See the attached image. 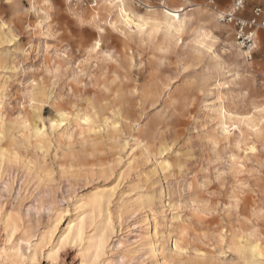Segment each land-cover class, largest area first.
Wrapping results in <instances>:
<instances>
[{
    "label": "rangeland",
    "instance_id": "374dc122",
    "mask_svg": "<svg viewBox=\"0 0 264 264\" xmlns=\"http://www.w3.org/2000/svg\"><path fill=\"white\" fill-rule=\"evenodd\" d=\"M107 2L0 0V264H264V29Z\"/></svg>",
    "mask_w": 264,
    "mask_h": 264
},
{
    "label": "built area",
    "instance_id": "2783aa9c",
    "mask_svg": "<svg viewBox=\"0 0 264 264\" xmlns=\"http://www.w3.org/2000/svg\"><path fill=\"white\" fill-rule=\"evenodd\" d=\"M75 5L94 7L98 0H70ZM245 0H233L226 9L214 7L216 19L219 23L232 27L236 45L241 50L244 59L250 62L257 50V35L264 29V8L254 6L249 17H244L240 11L244 9Z\"/></svg>",
    "mask_w": 264,
    "mask_h": 264
},
{
    "label": "bare ground",
    "instance_id": "6f19581e",
    "mask_svg": "<svg viewBox=\"0 0 264 264\" xmlns=\"http://www.w3.org/2000/svg\"><path fill=\"white\" fill-rule=\"evenodd\" d=\"M109 1L112 2L116 6L120 21L124 25H127V26L134 25L139 28L142 26V24H140L141 22L138 23L136 21V20L139 21L141 18L139 19V17L137 18V16H135L134 14H131L129 11L127 12L126 9L128 8H126V0H109ZM110 2H107V4L108 3L110 4ZM183 10L184 9L179 6H177L176 8H168L167 6H164V8L160 11V13H158L160 17L157 14H155V17H153L155 25L158 27L163 26L168 30L172 29L174 32H179L182 28L181 23H182L183 15H185V12ZM100 198H101L100 195H98V197H93L91 199V204L94 205L95 203H98L101 200ZM81 229H82L81 224L76 226V234L79 235L81 232ZM94 240H103V237L99 235L95 237Z\"/></svg>",
    "mask_w": 264,
    "mask_h": 264
},
{
    "label": "crops",
    "instance_id": "0c3cea01",
    "mask_svg": "<svg viewBox=\"0 0 264 264\" xmlns=\"http://www.w3.org/2000/svg\"><path fill=\"white\" fill-rule=\"evenodd\" d=\"M232 2L230 3V5L232 4ZM256 5L264 8V0H245V5H244L245 7L242 11H240V14L244 17H249L251 14V9ZM257 38H258V35H257Z\"/></svg>",
    "mask_w": 264,
    "mask_h": 264
}]
</instances>
